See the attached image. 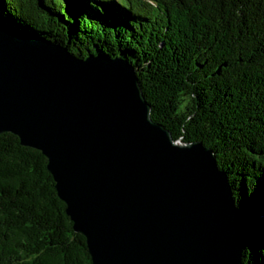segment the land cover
I'll use <instances>...</instances> for the list:
<instances>
[{"label": "water", "instance_id": "obj_1", "mask_svg": "<svg viewBox=\"0 0 264 264\" xmlns=\"http://www.w3.org/2000/svg\"><path fill=\"white\" fill-rule=\"evenodd\" d=\"M75 12L71 2L63 27ZM117 27L109 19L104 34L118 37ZM6 132L47 158L92 264H244L237 204L214 151L174 141L152 120L119 53L75 55L0 13Z\"/></svg>", "mask_w": 264, "mask_h": 264}, {"label": "trees", "instance_id": "obj_2", "mask_svg": "<svg viewBox=\"0 0 264 264\" xmlns=\"http://www.w3.org/2000/svg\"><path fill=\"white\" fill-rule=\"evenodd\" d=\"M0 13L75 55L97 48L127 59L152 120L174 141L214 151L244 264H264V0H0ZM109 19L114 39L103 31ZM0 264H92L47 158L10 132L0 135Z\"/></svg>", "mask_w": 264, "mask_h": 264}]
</instances>
